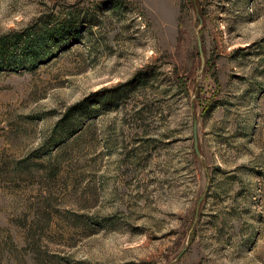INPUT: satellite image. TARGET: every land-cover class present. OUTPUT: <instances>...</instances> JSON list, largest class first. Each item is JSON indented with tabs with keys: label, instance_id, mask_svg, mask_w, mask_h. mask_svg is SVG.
Here are the masks:
<instances>
[{
	"label": "rangeland",
	"instance_id": "1",
	"mask_svg": "<svg viewBox=\"0 0 264 264\" xmlns=\"http://www.w3.org/2000/svg\"><path fill=\"white\" fill-rule=\"evenodd\" d=\"M16 34L0 264H264V0H0Z\"/></svg>",
	"mask_w": 264,
	"mask_h": 264
},
{
	"label": "trees",
	"instance_id": "2",
	"mask_svg": "<svg viewBox=\"0 0 264 264\" xmlns=\"http://www.w3.org/2000/svg\"><path fill=\"white\" fill-rule=\"evenodd\" d=\"M21 34H16L14 35L15 40H13L11 38V40L6 39V37H0V70H18L19 66H15L13 64H15V61L17 58L20 57V52L18 50L15 49V47L12 46H7L8 44L6 43H11L14 42L15 44H17L19 39L18 36H20ZM7 46V47H6ZM23 51H26L23 48Z\"/></svg>",
	"mask_w": 264,
	"mask_h": 264
},
{
	"label": "water",
	"instance_id": "3",
	"mask_svg": "<svg viewBox=\"0 0 264 264\" xmlns=\"http://www.w3.org/2000/svg\"><path fill=\"white\" fill-rule=\"evenodd\" d=\"M195 147L198 150V137H197V130L195 128Z\"/></svg>",
	"mask_w": 264,
	"mask_h": 264
}]
</instances>
